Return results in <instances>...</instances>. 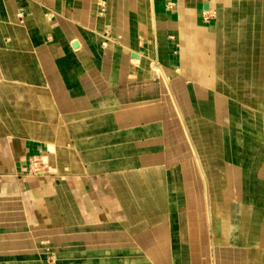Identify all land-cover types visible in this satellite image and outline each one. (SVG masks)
<instances>
[{
  "label": "crops",
  "instance_id": "0c3cea01",
  "mask_svg": "<svg viewBox=\"0 0 264 264\" xmlns=\"http://www.w3.org/2000/svg\"><path fill=\"white\" fill-rule=\"evenodd\" d=\"M91 1L96 0H0V247L14 252L44 246L130 247L140 250L144 264H167L166 248L187 247L188 264H203L200 250L187 241L200 235L198 229L189 226L186 242L182 230L183 200L191 222L197 215L192 169L194 161L199 173L201 166L193 149L194 161L181 148H169L164 121L179 120L186 137L188 125L174 104L184 109V119L225 120L230 116L218 115L223 101L215 102L211 89L264 88V42L258 48L250 44L247 27L254 24L250 29L261 30L263 40L264 20L227 28L222 14L199 19L200 11L211 14L227 2L254 5L257 14L264 0H178L176 16L164 9L176 0H115L128 8V15L137 6L148 9L151 1L153 19H164L162 45L145 46L146 57L134 50L143 45L139 29L128 39L132 50L127 52L110 44L102 49L101 33L112 38L107 29L86 33L96 20L97 5ZM15 9L22 10L23 25H9L16 22ZM171 15L176 23L170 19L169 28ZM174 40L180 43L178 57L172 52ZM259 68L254 84L250 73ZM171 72L181 73L190 87ZM187 88L189 98L183 94ZM243 97L240 143L231 149L232 131L222 129L226 138L217 178L209 149L206 159L201 154L209 244L237 252L225 251L220 264H264V100ZM200 104L206 107L202 112ZM243 108L252 110H246L249 117ZM189 142L193 148L194 140ZM34 156L46 165L45 172L29 174ZM215 178L221 191L213 186ZM149 246L158 249L153 258L144 249ZM62 253V263L71 264L72 254Z\"/></svg>",
  "mask_w": 264,
  "mask_h": 264
},
{
  "label": "rangeland",
  "instance_id": "374dc122",
  "mask_svg": "<svg viewBox=\"0 0 264 264\" xmlns=\"http://www.w3.org/2000/svg\"><path fill=\"white\" fill-rule=\"evenodd\" d=\"M91 2L96 3L97 5V8L94 10L96 20L94 24L92 25V28L88 27L85 29L86 33H91V32L94 33L96 31L101 32L100 29H107L110 31L112 35V38L110 39V38H107L109 37V34L107 31L104 32L105 36L102 35L101 33L99 37H101L100 46H102V49L105 50V48L110 44L111 46L113 47L117 46L126 52L129 50H132L131 47L127 45V42H128V39L132 37V33L133 31H135V29H139L143 32V36H144L143 45L142 46L137 45V47H134V50H138L139 52H141V54L143 55L142 57H146L145 55L148 53V50H147V53L145 54V50H144L145 46L152 48L153 45L155 44L154 47L158 48V44L160 46L162 45L159 41V34L163 32L164 23L162 21L164 19L159 18L156 15L153 19L154 15L151 9V5H152L151 1H150V6H148V9L144 8L143 6H137V2H135L137 7L135 8L134 10L135 14L133 15L131 14L128 15V12H127L128 8L123 7V5H121L122 2H119V4L115 0L112 1V3L106 0H96V1H91ZM174 2H175V6H174L175 8L173 7V5L166 6V4H165V7L164 6L163 7L164 9H166L167 11L169 10V12H171L172 14L174 13L175 15V12L177 11L176 5L178 3V0ZM232 3L227 2L225 8H221V9L217 8V11L212 12L211 14L202 13L200 11L199 19H201L202 17L204 18L206 16L207 17L211 16L212 14L215 17H217L219 14H222V16H224V19H227L226 24H228L227 26H229V27L226 26L227 28H234V27L237 28L238 26L233 25L232 23H236L238 21L264 20V19H242L243 17L244 18L246 17L258 18L259 16L264 15V4L263 3H259L257 14L255 13V8L253 7L254 5L250 8V7H245L243 3L241 6L237 5L238 2H232ZM252 3L254 4V2ZM15 10L16 11H14V17H15L14 19H16V22L14 24L11 23L9 25H12V26L23 25V21H21L22 15L20 13L22 12V10L21 9H15ZM147 10H148V13H147ZM219 10H221V13L219 12ZM49 14L52 15V18L49 17ZM17 16H18L19 21L17 20ZM45 16L49 21L53 20V17H54L53 13L51 12H47ZM171 16H172L171 18L167 16L169 19H167L168 23L166 24H169L168 25L169 28L171 27L170 26L171 20L173 21V23H176V20H174L176 19L175 18L176 15L175 16L171 15ZM207 17L206 19H203L205 22L208 20ZM234 18H237V19H234ZM132 19H135V21L132 22L131 21ZM196 26H197V23H196ZM199 26H200V21L198 20V27ZM253 26L255 25L254 24L247 25L248 35L250 37L248 42L252 45L255 44L256 48H258L262 46L259 44L261 41L264 42V39L261 40L258 37L261 34L260 33L261 30H258V29L256 30L253 28L250 29ZM196 31L197 30L195 29V32ZM116 32L119 33L118 36L114 35V33ZM234 32L237 33V37H239L238 31L236 29ZM154 33H156V39L153 38ZM262 36H264V30H263ZM170 38H172V36ZM174 41H176L177 44H175V46L173 47L172 52L173 54L175 53V55H177L178 57L180 43L178 40H174ZM155 52L159 58L160 52L158 50ZM149 53L152 54L151 56L153 58L154 50H152ZM251 58L252 60H256L253 56ZM175 64L177 67L178 66L177 63ZM203 65L200 64L201 67ZM261 70L262 69L259 68L258 71L254 72L255 71L254 70L252 73H250L253 76L252 82L254 84L256 83L254 78L255 76H261L260 75ZM171 73L173 76L176 74L178 75V77H183L179 79L183 81V84L185 86L190 87V82L187 79H185V77L182 76L181 73L179 72H175V73L171 72ZM217 76H221V73H217ZM167 79L169 80L170 92L173 91L175 93L173 82L171 83V79H169L168 77ZM262 80H264V78H262ZM161 81L165 85L164 96L168 99L169 96L171 97L168 91V86L164 83L163 79H161ZM258 83L260 84V82ZM187 90L183 89V94L187 93V95L185 96L189 98L190 88H187ZM211 91H214L215 93V102L220 101V100L223 101L222 104H218L219 106L218 115H220L221 117L225 111V114L228 115V117L230 116L229 119H225V120L222 118L214 119V120H207V119H201V118H198V120L196 119L189 120L187 118L184 119V117L181 114V111L184 109H181L180 111V108H178L174 104V108L176 112L178 113L179 118H182L186 126L188 125L190 127L189 128L187 126L188 136L186 137H188L190 140L191 139L194 140L195 148L194 147L192 148L189 142L190 140L188 139L189 140L188 141L187 138L185 137V133H183L181 129V123L177 119H168L164 121L165 122L164 123L165 124L164 134L166 138L168 139L167 145L171 144L169 148H173V149L175 148L176 150L181 148L183 153H185L186 156H188V158L190 157L193 161H194V157L192 156V152L193 150L196 151L197 156H198L199 165L201 166V168H199V171H200L199 173L198 166L196 165V162L194 161L192 170L194 173V180H195L194 186H195L196 199L194 200V205H195V208L197 209V215L194 214V220L192 221L193 223L191 222L190 216L186 214L187 210H185V207L187 208V206L185 204V201L183 200L182 202V207H183L182 230H183V238H185L183 241L186 242V233H187V236L190 237V227L189 226L193 224L196 227V229H198L200 235H198V237L196 236V238L194 239H189L187 237V241L189 240L190 243L194 244L193 245L194 250H197V251L200 250V259L203 264H209L211 259L213 260L214 264H220L224 258L225 251H228L229 254H231L232 256L233 254L236 255L237 252L228 247L224 248V246H222L221 244H217V242L214 243L212 246L209 244V238H210L209 235L211 233L207 231L206 216H205V200L206 199L204 198L205 184L202 180V175H201L202 174L201 169L203 172L206 173V168H205V162L204 161L202 162V159H203V155H204V158L206 159L207 150L209 149V155L211 156V159L215 163L214 173L213 172L212 173L215 174L217 178L219 176L218 174L221 173L220 170H222L220 169L219 165H221V162L223 161V155H224L223 154V148H224L223 143L226 138L222 135V129L224 127H227V128L229 127L231 129L232 135L230 136V140L228 143L231 146L230 148L234 149L233 147H235L236 145L240 143V136L238 134V129H239V112H238L239 107L238 105L241 102L240 98L244 96L245 94V97H243L244 99L248 98L247 100H251L254 103L262 102L264 100V95H262V91L264 92V88H254V87L217 88L216 87L213 90L211 89ZM239 91L243 92L242 96L239 94ZM255 92H257L256 95L254 94ZM258 96L259 98H256ZM173 98L175 100L174 95L171 99ZM201 106L202 105L200 104V107ZM205 109L206 107L205 108L201 107L200 111L202 112ZM246 110L248 112L249 111L251 112L252 110L250 108L248 109L243 108V113L246 114L245 117H249V114ZM262 127H264V125ZM200 149L203 150L202 151L203 153L199 152ZM201 154L203 155L201 156ZM230 159H234L233 154ZM28 166H29L28 167L29 171L33 172L29 174H32V175H34L35 173L36 174L43 173L47 170L46 165L42 163V161L36 156L31 157L29 159ZM216 182H217V179L213 183L214 188L217 189L218 191H221L222 190L220 186L221 184H217ZM169 219L170 217L167 220ZM171 220L173 221L174 218L171 217ZM23 221L24 219H22V222ZM7 223L10 224L9 221H7ZM7 227H10V226L8 225ZM53 235L56 236V233H52L51 236L53 237ZM57 237H61L59 233H57ZM144 249L146 250L147 255H148V252H150V256L152 258L158 252V249L154 248L153 246L145 247ZM188 250L189 249H187V247H178L176 249L175 247L169 246L168 248L165 249V252H164L166 256L165 259L167 261V264H175L176 260L174 261L173 256H175L176 254L179 255L177 256L178 257L177 264H188L189 263V257H188L189 255L187 256ZM63 251L64 252L69 251L72 254L73 261L71 262V264H124V263L125 264H144L142 263L143 259L141 258L142 253L138 249L135 250L134 248H130V247L128 249L115 248V247L109 248V249H104V248L96 249L93 247L80 248L76 246L75 247H64V246L45 247L44 246L41 248H37V250L36 249H22L19 252H14L12 251V249H9V248L4 249L0 247V264H63L62 263L63 262V256H62ZM47 254H49V256ZM58 254L60 255V257H58ZM46 257L51 258L50 263L47 260L44 263V260ZM112 262H115V263H112Z\"/></svg>",
  "mask_w": 264,
  "mask_h": 264
},
{
  "label": "bare ground",
  "instance_id": "6f19581e",
  "mask_svg": "<svg viewBox=\"0 0 264 264\" xmlns=\"http://www.w3.org/2000/svg\"><path fill=\"white\" fill-rule=\"evenodd\" d=\"M244 129V128H243ZM90 233V232H89ZM76 236V235H75ZM75 236H73V237H75ZM84 236V235H83ZM66 238V237H65ZM77 238V237H76ZM67 239V238H66ZM85 239V238H84ZM118 261V260H117ZM111 263V262H110ZM112 263H115V262H112ZM125 264V263H124Z\"/></svg>",
  "mask_w": 264,
  "mask_h": 264
},
{
  "label": "water",
  "instance_id": "95a60500",
  "mask_svg": "<svg viewBox=\"0 0 264 264\" xmlns=\"http://www.w3.org/2000/svg\"><path fill=\"white\" fill-rule=\"evenodd\" d=\"M204 8H206V6H204Z\"/></svg>",
  "mask_w": 264,
  "mask_h": 264
}]
</instances>
